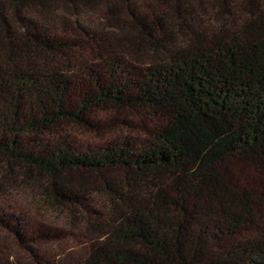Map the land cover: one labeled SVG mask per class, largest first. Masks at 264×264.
I'll use <instances>...</instances> for the list:
<instances>
[{"label": "trees", "instance_id": "16d2710c", "mask_svg": "<svg viewBox=\"0 0 264 264\" xmlns=\"http://www.w3.org/2000/svg\"><path fill=\"white\" fill-rule=\"evenodd\" d=\"M55 1L0 0V166L67 208L79 198L62 172H132L130 194L108 186L120 202L81 264H264V6L242 25L179 46L154 37L162 20L133 14L152 38L136 49L137 64L106 62L83 73L85 83L55 59L66 45L22 17L39 11L48 22ZM126 108L158 120L151 141L87 149L62 134ZM248 171L252 178L239 179Z\"/></svg>", "mask_w": 264, "mask_h": 264}, {"label": "rangeland", "instance_id": "374dc122", "mask_svg": "<svg viewBox=\"0 0 264 264\" xmlns=\"http://www.w3.org/2000/svg\"><path fill=\"white\" fill-rule=\"evenodd\" d=\"M216 5L207 0H58L46 12L48 22L39 11H23L22 17L46 27L49 39L66 45L67 51L55 59L67 66L70 79L79 77L87 83L88 75L83 73L106 62L137 64L136 49L152 38L133 14L149 21L162 20L165 29L162 32L156 28L154 37L161 44L173 42L179 46L242 25L250 19L251 11L264 6V0H229L221 8ZM14 27L23 25L14 22ZM109 54L115 59L109 61ZM90 118L95 128L63 126L62 134L76 145L95 149L118 140L146 143L153 139L159 124L148 111L131 108L110 109ZM252 175L251 171L240 172L239 179ZM131 176L132 172L114 166L66 170L60 179L79 198L77 206L70 204L67 208L52 205L29 175L0 166V264L84 262L97 241L95 228L107 223L120 202L108 186L130 194L127 184Z\"/></svg>", "mask_w": 264, "mask_h": 264}]
</instances>
